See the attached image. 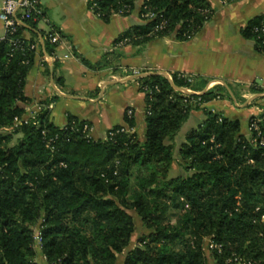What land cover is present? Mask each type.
Wrapping results in <instances>:
<instances>
[{
  "label": "trees",
  "instance_id": "obj_1",
  "mask_svg": "<svg viewBox=\"0 0 264 264\" xmlns=\"http://www.w3.org/2000/svg\"><path fill=\"white\" fill-rule=\"evenodd\" d=\"M136 1L89 0L88 9L108 20L120 10L130 14ZM146 12L155 18L124 32L115 45L173 34L187 40L212 15L205 0H143L140 14ZM23 29L15 35L21 49L0 41V264H36V236L47 264H116L124 252L122 264H208L206 239L220 246L209 250L214 264L233 256L264 264V147L252 143L255 132L245 138L237 120L204 110L205 120L178 150L177 163L192 173L169 177L175 136L192 111L226 93L223 87L202 92L205 82L188 83L181 74L139 77L146 100L142 139L133 115L125 117L133 132H117V126L106 131L112 138L86 139L84 121L50 122L47 107L57 97L40 102L32 116L19 106L29 102L23 87L34 62L27 46L34 42L21 37ZM241 35L264 52L262 17L250 20ZM253 122L264 140V111L250 117ZM129 211L146 232L128 250L135 232Z\"/></svg>",
  "mask_w": 264,
  "mask_h": 264
},
{
  "label": "crops",
  "instance_id": "obj_2",
  "mask_svg": "<svg viewBox=\"0 0 264 264\" xmlns=\"http://www.w3.org/2000/svg\"><path fill=\"white\" fill-rule=\"evenodd\" d=\"M88 1L39 0L46 22L24 26L22 37L37 46L23 87L29 102L19 104L26 116L39 111L40 102L57 97L47 107L51 123L63 127L67 117L72 116L87 122L91 136L101 139L107 130L125 126L126 112L132 110L135 131L142 139L146 100L137 78L157 73L170 80L173 74H182L192 78L193 84L205 82L202 92L220 86L226 93L192 111L180 129L186 124L188 132L197 128L205 120L204 110H210L237 120L240 134L250 137L249 118L264 111V52H258L252 41L244 39L241 30L255 17L264 19V0H233L226 4L205 0L212 15L191 39L180 40L173 34L123 47L116 46L115 41L124 32L145 24L140 18L143 0L135 2L130 14L112 15L108 20L88 9ZM50 31L61 38L55 48L57 60H52L46 50L50 45L45 37ZM179 132L173 141L174 161L169 175L174 173L179 147L188 133L178 137ZM137 168L135 165L133 175H139ZM133 236L128 250L135 246ZM34 249L36 264H47L39 241ZM124 255L117 256L116 264H122ZM208 264L214 261L209 258Z\"/></svg>",
  "mask_w": 264,
  "mask_h": 264
},
{
  "label": "built area",
  "instance_id": "obj_3",
  "mask_svg": "<svg viewBox=\"0 0 264 264\" xmlns=\"http://www.w3.org/2000/svg\"><path fill=\"white\" fill-rule=\"evenodd\" d=\"M228 1L229 0H221L223 4L228 3ZM122 11L123 10L119 11V15ZM96 16L98 17V15ZM140 18L145 22L151 21L155 18V14L151 12H146L142 15L140 14ZM39 21L46 22V18L43 14L39 0H2L1 5H0V22L3 28V35L2 37H0V41H8V43H10L12 48L21 49L22 44L19 42L20 38H16L15 35L19 32L20 28L27 25L28 22L37 23ZM164 25H165L164 21L160 22L154 28V31L156 32V31L163 29ZM185 37L187 40L192 38L191 35H186ZM45 39L54 47V51L50 54V58L52 60H57V56L55 54V48H57L61 42V38L59 34L55 31H50L46 35ZM126 43H127V39L119 42L116 46L123 47L124 45H126ZM27 46L29 50L34 51L35 53L36 48H37L35 43H31V44L27 43ZM66 57L67 56H64V58ZM181 76L185 78V80L188 83H191L193 80L192 78L184 76L182 74ZM183 90L186 93H191V90L188 88H185ZM211 112L215 113L216 111H211ZM132 115H133L132 110H128L126 112L127 117H131ZM14 121L16 123H19V120L17 118H15ZM248 127H249L250 133L252 131L255 132V136L252 139V143L254 145H259L261 147H264V140L261 136V133L257 125H255V123L253 122L250 125L248 124ZM91 131H92V128L87 122H83L81 124V133L86 139H91V138L94 139L91 136ZM117 132H121V133L122 132H133V129H128L125 126H122L121 129ZM113 136H114L113 132H109V133L105 132V135H104V137H109V138H112ZM36 239H38L37 236H36ZM209 248L219 249L220 246L215 245L209 241ZM225 264H257V263L251 260H245L241 257L233 256L231 259H228L225 262Z\"/></svg>",
  "mask_w": 264,
  "mask_h": 264
},
{
  "label": "rangeland",
  "instance_id": "obj_4",
  "mask_svg": "<svg viewBox=\"0 0 264 264\" xmlns=\"http://www.w3.org/2000/svg\"><path fill=\"white\" fill-rule=\"evenodd\" d=\"M188 130H189V127H188V125L186 124L182 129H180L179 131V136L178 137H181L184 133H186V132H188ZM178 134V133H177ZM20 137V135L18 134V135H14L13 136V138H12V142H11V144H13V143H15V141H16V139H18ZM183 137V136H182ZM183 140H184V138H183ZM178 160V158H176V161ZM174 173H171L170 175H169V177H173V175L174 176H178V175H184V173H185V175H187L188 173H192V171H189L188 173L187 172H184V169H183V167L182 166H180L177 162H175L174 163ZM139 174V173H138ZM135 176H137L136 174H134ZM134 176V177H135ZM134 182H135V180L134 179H132V185H133V189H135L136 188V185L134 184ZM129 213L133 216V219H134V224H135V232H134V236H133V243L135 244L136 243V239L140 236V235H142L144 232H146V230L143 228V226H142V224H141V221L139 220V218H138V216L136 215V213L134 212V211H129ZM170 218L172 219V221H174L173 219V217H174V215H175V213H176V211L175 210H170ZM33 230H34V233H36L37 234V232H38V230H39V228H38V224L36 225V226H34L33 227ZM37 241H39V240H35V242H37ZM132 243V244H133ZM204 247H205V250H206V254H207V256H208V259L210 258V256H209V250H210V248H209V240L208 239H206L205 240V245H204Z\"/></svg>",
  "mask_w": 264,
  "mask_h": 264
}]
</instances>
